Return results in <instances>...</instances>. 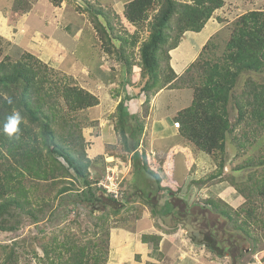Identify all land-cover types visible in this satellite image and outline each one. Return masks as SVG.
Returning a JSON list of instances; mask_svg holds the SVG:
<instances>
[{"label":"rangeland","instance_id":"rangeland-1","mask_svg":"<svg viewBox=\"0 0 264 264\" xmlns=\"http://www.w3.org/2000/svg\"><path fill=\"white\" fill-rule=\"evenodd\" d=\"M131 1L0 0V63H15L30 53L47 66V73L62 94L69 88H80L98 97L97 106L77 112L69 108L65 98L59 97L56 108L60 129L62 135L68 136L66 128L76 124L85 160L90 161L89 178L98 181L93 185L98 188L97 195L112 198L100 185L110 172L119 188L117 200H121V206L115 205V210L108 208L101 215L105 210L102 206L93 211V206L87 208L70 202L78 201L84 185L74 169L68 168L71 177L64 185L69 184L75 190L55 197L56 189L48 188V183H39L38 189L31 193L30 206L38 221L23 212L18 231H0V244L18 242L16 250L21 254L18 264H43L36 254L44 256L41 245L48 243L54 233L59 239L66 235L80 238L81 244L90 249L89 263L97 260V264H264V198L249 193L262 185L244 187L245 182L264 178V119L259 124L258 117L250 119L249 126H240L228 134L226 152L218 153L215 158L199 151L172 122L191 105L193 91L171 86L155 95L149 104L133 99L134 89L124 80L120 56L113 45H110L112 52L105 49L91 17L96 9L110 12L115 30L130 40L129 59L138 63L140 47L149 39L158 9L150 11L143 25L133 26L124 18ZM255 10H264V0H223V7L214 12L206 30L192 34L195 50L184 42L186 33L182 36L179 47L171 51V66L179 76L183 75L200 56L201 43H207V38L212 39L199 60L221 55L237 19ZM100 19L105 24V19ZM135 38L138 42L134 46ZM115 44L118 48L119 43ZM181 64L185 66L182 71ZM248 78L264 83V73L244 72L237 92L242 91ZM129 96L131 99L125 106L141 122L145 121L140 148L146 160L151 155L149 168L161 177V187L145 170L133 173L136 169L131 154L123 150L117 110L121 100ZM230 110L231 119L235 120L237 111L233 105ZM44 154L47 156L45 151ZM58 159L66 165L63 157ZM221 163H224L223 171L219 167ZM193 165L197 167L191 173ZM215 175L222 183L213 184L218 178L209 182ZM26 183L33 185L29 179ZM208 199L221 200L220 210L238 211L242 216L250 207L252 235L244 236L228 220L219 217L220 210L208 204ZM154 207L156 214L152 212ZM144 235L154 237L145 243ZM158 238L159 247L154 250ZM230 238L234 241L229 242ZM235 256H238L236 260Z\"/></svg>","mask_w":264,"mask_h":264},{"label":"trees","instance_id":"trees-1","mask_svg":"<svg viewBox=\"0 0 264 264\" xmlns=\"http://www.w3.org/2000/svg\"><path fill=\"white\" fill-rule=\"evenodd\" d=\"M190 1L192 3H180L177 0H132L127 5L124 18L133 26L143 25L148 20L150 11L158 9L151 24L149 39L140 47L138 63L129 59L130 40L115 30L110 12L96 9L94 14L91 13V17L105 49L112 52L110 45H113L115 52L117 51L120 56L125 72L124 80L134 89L133 99H141L149 104L155 95L171 86L173 89L193 91L191 105L180 111L172 122L178 126L179 133L192 142L199 151L216 158L218 153L222 155L226 152L228 134L240 126H249L250 119L258 117V124L264 119V83L248 78L242 91L237 92L242 73H264V10L241 15L221 55L199 60L207 51L212 38L208 40L200 56L183 75L179 76L170 63L171 51L179 47L186 32H201L214 12L223 7V0ZM100 17L105 19V24ZM117 42L118 48L115 44ZM137 42L138 39L135 38L134 46ZM161 53H164L165 57ZM137 67L139 72H136ZM47 69L46 65L30 53H25L24 60L0 63L1 232L18 231L23 212L35 222L38 221L30 206L31 193L33 189H38L39 183H48V188L56 189L55 197L75 190L69 188V184L64 185L69 181L68 177H71L68 168L74 169L84 185V189L78 193L81 194L78 201L70 202L81 203L87 208L93 206V211H96L98 205L102 206L105 210L99 215L104 214L108 208L115 210V205L121 206V200L113 197L103 199L97 195L98 188L93 185L98 181L89 178L90 161L85 160L82 139H79L81 134L76 124L66 128L68 136L62 135L60 129L56 108L59 97L67 100L73 112L97 106L98 97L80 88H69L62 94L60 87L47 73ZM53 97L56 98V102L53 101L55 100ZM130 99L131 96L123 98L117 110V129L123 150L131 154L132 164L136 169L133 173L145 170L161 187V177L150 170L151 160L148 156V161L146 160V154L140 148L145 121L141 122L139 116L136 117L135 113L130 112L125 106L126 101ZM232 105L237 111L235 120L231 119ZM16 113L19 114L20 122L15 125V131L9 133V121ZM75 130L79 134L78 138ZM57 156L63 157L66 165ZM143 161L145 163L142 165ZM167 161L169 163L170 158ZM223 165L224 163L219 165L221 170H224ZM195 167L197 166H192L191 173L195 172ZM27 179L32 182V186L26 183ZM214 179L217 180L213 184L222 183L221 178L216 175L211 176L209 182ZM59 183L62 186L58 185ZM194 183L201 185L200 181L194 180ZM256 184L262 186L256 192L249 193L252 196L258 193L264 198V178L245 182L244 187L249 188L251 185L254 188ZM220 201L206 200L216 210H220L223 205ZM156 209L157 207L152 209L154 214L157 213ZM232 212L224 208L218 211V214L244 236L252 235L250 220L252 209L248 207L244 216L238 211ZM151 237L154 236L144 235L142 238L145 243H149ZM159 241L160 238L153 246L154 250H158ZM227 241L228 239L224 240ZM233 241L230 238L229 242ZM81 242L80 238L68 235L59 239L58 234L54 233L48 243L41 245L44 256L36 254V257L43 264H97V260L89 263L90 249ZM235 246H238L236 241ZM16 247H18L16 241L9 245L0 244V264L19 263L21 254L17 253ZM237 257H234L235 260ZM51 258L57 259V262L51 261Z\"/></svg>","mask_w":264,"mask_h":264},{"label":"clouds","instance_id":"clouds-1","mask_svg":"<svg viewBox=\"0 0 264 264\" xmlns=\"http://www.w3.org/2000/svg\"><path fill=\"white\" fill-rule=\"evenodd\" d=\"M206 27V26H205ZM204 30V29H203ZM202 30V31H203ZM201 31V32H202ZM187 33V32H186ZM200 33V32H199ZM19 122H20V117H19V114L18 113H16V114H14V116L10 119V121H9V127H10V131H9V133H11V132H13V131H15V125H18L19 124ZM151 156V155H150ZM108 174H110V172L108 173ZM107 174V175H108ZM105 179H106V177H105ZM102 183V182H101ZM100 183V184H101ZM118 191H119V188L117 189ZM105 192L107 193V195H110L111 197H113V198H115V199H117L118 198V196H116L114 193H111V192H109L106 188H105Z\"/></svg>","mask_w":264,"mask_h":264},{"label":"built area","instance_id":"built-area-1","mask_svg":"<svg viewBox=\"0 0 264 264\" xmlns=\"http://www.w3.org/2000/svg\"><path fill=\"white\" fill-rule=\"evenodd\" d=\"M114 179V176L111 174H108L106 176V179L104 182H102L101 184L111 193H114L116 196L119 195V191L117 190V186L114 184L116 183ZM100 184V185H101ZM111 187H113V189H111Z\"/></svg>","mask_w":264,"mask_h":264},{"label":"crops","instance_id":"crops-1","mask_svg":"<svg viewBox=\"0 0 264 264\" xmlns=\"http://www.w3.org/2000/svg\"><path fill=\"white\" fill-rule=\"evenodd\" d=\"M243 15V14H242ZM208 25H206V27H207ZM206 27L204 28V30L203 31H205L206 30ZM202 31V32H203ZM202 32H200V33H202ZM200 33H196V34H200ZM192 34H195L194 32H187L186 33V36H185V38L183 39L184 40V42L186 43H189V44H191L192 45V50H195V47H194V42L193 41H195V37H193L192 36ZM191 36V37H190ZM206 40H209V38H207ZM204 42H202L201 43V46H200V49H202L203 48V46H202V44H203ZM204 44H206V43H204ZM182 47V46H181ZM189 47V46H188ZM172 55V54H171ZM183 63H184V61H183ZM185 68V66H183V64H181V71L183 70ZM176 71V70H175ZM176 73H177V71H176ZM178 74V73H177ZM179 75V74H178ZM152 152V151H151ZM148 156H150V155H148Z\"/></svg>","mask_w":264,"mask_h":264}]
</instances>
